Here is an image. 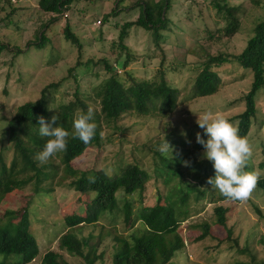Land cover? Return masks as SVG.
<instances>
[{
	"label": "rangeland",
	"instance_id": "obj_1",
	"mask_svg": "<svg viewBox=\"0 0 264 264\" xmlns=\"http://www.w3.org/2000/svg\"><path fill=\"white\" fill-rule=\"evenodd\" d=\"M38 1L12 4L0 0V44L10 48L0 54V154L6 164L2 168V192L6 194L0 196V223H3L0 227L11 224L13 228L23 210L28 211L29 231L39 250L29 264H42L47 252L57 253L60 264H86L85 259L60 249V238L69 234L88 238L92 254L88 259H94V264H112L118 247L114 239L142 230L144 226L137 218L140 209L155 205L158 198L160 204L168 207V194L176 202L177 212L179 209L184 212L178 213L177 230L184 248L169 264H264L262 192L256 188L243 203L219 201L218 191L207 184V178L215 175L213 163L202 159L204 149L196 142L197 132L207 139L196 123L198 114L220 113L237 126L236 117L245 109L244 96L250 90L252 74L234 60L213 65L212 70L220 79L216 92L206 97L193 95L194 80L209 57L221 55L230 59L244 49L256 23L264 19V0H170L167 31L162 38L156 42L147 31L129 28L121 42L128 56L119 41L123 25L137 20L140 6L136 2L159 0H74L60 15L42 12ZM223 3L235 10L238 30L234 35L225 33L230 19L225 9L220 11L216 7ZM114 9L117 15H111ZM107 16L110 17L105 21ZM66 24L78 38L80 49L65 39ZM41 35L46 38L43 46L35 45ZM120 56V62L129 59L124 69L115 63ZM105 60L125 87L131 85L132 79L158 82L163 77L178 90L179 96L176 108L169 114L151 108L146 114L128 111L117 120L99 117L96 125L101 133L100 144L72 161V168L79 172L102 171L113 177L124 167L136 165L148 179L141 193L126 195L119 191L116 194L119 210L113 214H104L96 224L82 223L70 230L64 220L75 215L85 218L88 199L68 187L72 178L62 179V153L52 159V167L58 173L52 167L48 170L53 178L44 180L37 190L34 183L17 190V179L9 174L16 151L7 138V125L19 106L38 100L42 89L56 82L59 86L47 93L51 118L57 116L62 120L68 104L77 98L86 105V111L92 107L95 116L100 115L96 93L109 76L102 63ZM254 102L256 114L247 134L253 157L246 170L264 173V87L256 93ZM79 111V107L74 108V118ZM65 129L71 133L73 124L67 122ZM23 135L29 137L26 131ZM31 139V149L41 151L42 145L33 144H45L48 138ZM164 139L173 146L172 155L169 153L167 157L157 150ZM161 158L170 159L182 177L166 185L159 171L163 166ZM182 161H188L189 166ZM187 183L205 194L195 199V193L190 191L187 204L179 205L177 189L185 188ZM125 201L132 207L135 220L132 227H127L123 219L121 207ZM217 206L226 209V229L216 224ZM204 225L209 227V233L200 239ZM0 262L12 264L17 259L0 254Z\"/></svg>",
	"mask_w": 264,
	"mask_h": 264
},
{
	"label": "trees",
	"instance_id": "obj_2",
	"mask_svg": "<svg viewBox=\"0 0 264 264\" xmlns=\"http://www.w3.org/2000/svg\"><path fill=\"white\" fill-rule=\"evenodd\" d=\"M74 0H39L38 7L44 13H52L60 15L65 12ZM122 0H118L121 2ZM259 5V2H255ZM137 7L140 6V14L136 21L125 23L119 34L121 42L127 36L129 28H141L159 41L162 38V33L167 31L166 13L169 9L170 0H159L150 3V1L136 2ZM216 7L221 11L225 9L226 16L229 18V23L225 28L227 35H234L238 30V23L234 18V9L216 4ZM134 9V7H133ZM264 9V5H263ZM117 9H114L111 15H117ZM110 16L105 18V21ZM54 18V17H53ZM56 21V20H54ZM64 37L77 48H81L78 38L70 31V27L66 24L64 28ZM46 38L41 35L39 42L35 45L43 46V41ZM121 49L129 55L127 48L120 45ZM10 50L7 44H0V54L4 50ZM121 56L116 60L122 69L126 68L129 59L128 57L120 62ZM234 60L241 68L249 70L252 74L253 81L249 92L244 96L245 109L236 117L238 121L237 127L241 136H246L249 132L251 120L256 114L254 98L256 93L264 87V19L256 23L252 36L246 42L244 49L238 55L232 58H222L220 56L209 57L199 72L193 83V95L198 97H206L214 94L220 83L217 74L212 70V66H220L221 64ZM104 69L109 76L102 81L96 95L99 97L100 115L94 116V122L99 120L102 115L108 120H117L121 115L128 111H135L138 114H146L151 108H156L161 114H169L174 111L177 104L179 92L177 89L168 85L162 77L158 82L136 81L131 80V85L125 87L118 79L116 73L107 61H102ZM70 69V74L72 73ZM59 86V82L51 83L44 87L41 91V96L34 102H26L19 106L13 116L8 121L6 135L9 141L13 142L15 147V156L13 158V167L9 169L10 178L16 180V189L21 190L28 184L35 185L36 190L44 180H47L52 167V159L44 165H40L34 158L39 152L32 150V145L29 140L31 138H41L39 135L38 117L43 116L46 121L51 122V116L48 112L49 99L47 93L52 92ZM77 94V93H76ZM79 107L81 111L86 112V105L76 99L74 103H69L66 108V113L63 114V119L56 121L53 125L66 127L67 122L73 124L74 108ZM56 111L53 112V115ZM24 131L29 137H24ZM28 139V140H27ZM101 133L96 129V136L93 141L85 145L78 139L69 138L67 151L61 154L60 164L62 166V179L67 177L72 178L68 184L75 193L84 196L88 199V204L85 207L84 215L71 216L64 220L67 229H73L80 224H96L104 214H113L119 210L116 194L122 191L126 195H132L135 192L141 193L144 190L147 174L136 165H128L124 167L119 174L110 177L102 171L79 172L72 168L71 163L80 157L88 148L98 146L100 144ZM42 141V140H41ZM37 145L45 144H33ZM20 160H18V159ZM162 168L160 176L163 177L165 184H169L173 179L182 177L178 168H175L170 162V159L161 158ZM178 162V161H177ZM180 163V162H178ZM3 154H0V196L6 193L2 192L3 178L2 168H5ZM16 165H19L16 170ZM53 171L58 173L56 167H52ZM54 172V174H55ZM89 177H94L95 182L90 183ZM19 182V183H18ZM185 188L179 187L177 191L180 193L178 204L186 205L188 194L194 192L195 199L203 196L204 191H199L193 184L187 183ZM257 189L262 192L264 198V177L260 178ZM48 191H52L49 189ZM161 197V196H159ZM219 201H227L220 194ZM231 201V200H230ZM169 206L158 202L153 206H145L140 209L137 218L144 226L142 230H135L124 238H115L118 242V247L112 257V264H169L175 257L176 253L184 248V243L180 235L177 233L179 227L178 213L181 214V209L175 208L176 202L170 199L168 194ZM235 202V201H234ZM123 219L127 227L133 226V212L129 202L125 201L121 207ZM184 214V212L182 213ZM216 216V224L226 229V209L217 206L214 208ZM28 211L23 210L17 223L13 226L6 224L0 227V254L4 257H16L17 262L12 264H29L39 254L36 239L29 231ZM1 225L3 223H0ZM204 232L199 237L204 238L209 233V227L204 225ZM230 230H227V235L230 237ZM59 247L71 254L79 256L86 260V264H94V259H88L91 254V249L88 245V238H77L76 236L65 235L60 238ZM88 250V251H87ZM86 251V252H85ZM60 256L55 252H47L42 258V264H60L58 261ZM0 264H4L0 262Z\"/></svg>",
	"mask_w": 264,
	"mask_h": 264
},
{
	"label": "clouds",
	"instance_id": "obj_3",
	"mask_svg": "<svg viewBox=\"0 0 264 264\" xmlns=\"http://www.w3.org/2000/svg\"><path fill=\"white\" fill-rule=\"evenodd\" d=\"M94 116L95 110L92 107H88L86 112H77L71 133L61 126H53L58 120L57 116H53L51 122L43 116L38 117L39 135L48 139L43 149L36 154L35 160L44 165L58 154L66 152L70 136L85 145L90 144L96 136ZM196 123L207 136L205 140L200 132L196 133V142L204 149L202 159L212 162L215 170L214 177L207 178V184L225 199L241 203L248 201L264 175L258 170H246L253 157V148L248 138L241 136L238 127L220 113L206 111L198 114ZM182 134L186 136V133ZM157 150L167 157L169 153L172 155L173 146L164 139ZM182 163L189 166L188 161ZM89 182L94 183L95 178L89 177Z\"/></svg>",
	"mask_w": 264,
	"mask_h": 264
},
{
	"label": "built area",
	"instance_id": "obj_4",
	"mask_svg": "<svg viewBox=\"0 0 264 264\" xmlns=\"http://www.w3.org/2000/svg\"><path fill=\"white\" fill-rule=\"evenodd\" d=\"M12 4H17L18 2L25 1V0H8Z\"/></svg>",
	"mask_w": 264,
	"mask_h": 264
}]
</instances>
